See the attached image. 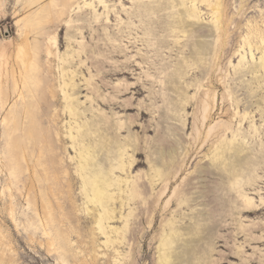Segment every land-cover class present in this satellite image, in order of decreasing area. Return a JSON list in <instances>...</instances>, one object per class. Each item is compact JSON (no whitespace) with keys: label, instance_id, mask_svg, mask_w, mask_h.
Here are the masks:
<instances>
[{"label":"rangeland","instance_id":"374dc122","mask_svg":"<svg viewBox=\"0 0 264 264\" xmlns=\"http://www.w3.org/2000/svg\"><path fill=\"white\" fill-rule=\"evenodd\" d=\"M104 1L0 0V48L8 50L4 93L10 98L2 107L0 89V264H62V261L66 264H162L159 239L165 231L169 233L165 226L168 221L180 231L170 264H264V43L260 44L258 39L264 31V0H225L232 20L228 26L229 42L223 51L211 9L202 0ZM59 7L71 11L69 30L64 25L65 18L44 22L45 13H55ZM27 33L38 62L31 75L39 83H30L32 93L24 89L25 100H21L14 90L12 74L18 68L17 46ZM247 33L252 40L251 49L243 40ZM54 34L58 38L59 58H65L66 64L56 58L47 59L46 44ZM162 40L165 41L162 50H155ZM80 44L86 45L85 51ZM78 52H81L80 58ZM125 64L131 65L125 69L127 74L115 75L114 70ZM180 64L184 68L190 66L189 71L192 69L190 75L179 77L181 80L172 76L178 83L181 81L182 87L187 83L206 84L209 77L213 82L219 101L212 125L233 122V132L226 135L227 140L219 145L222 148L219 151L211 143H204L205 133L202 141L194 145L193 108L187 111V128L172 130L171 127H181L186 119L184 111L173 107V100L180 104L185 96L174 99L171 91L165 93L155 87L157 96L165 95L169 99L163 105L162 102L154 104L145 94L136 99L132 91L124 92L126 84L142 83L148 71L158 81L168 84L169 75L182 69ZM63 66L70 73L72 70L76 78L75 90H67L80 108L81 119L76 122L87 135H93L92 142L98 145L96 167L108 173L112 160L119 156L124 162L129 161L126 165L136 162L131 169L111 175L130 181L138 179L143 184L137 200H126V194H121V199L111 205L116 208V219L109 222L108 229L124 227L121 214L125 217L133 212L127 223L131 226L128 225L125 244H104L105 237L94 225L101 208L87 203L74 166L68 163L69 156H76L71 148L73 144L66 138L62 142L57 140V133L64 134L65 127L75 125L68 115H63V96L57 90L61 83L59 67ZM164 67L168 69L167 77L159 74ZM91 76L95 77L93 84L99 86L100 94L88 89ZM222 78L226 89L219 83ZM104 83L109 88L103 87ZM120 84L119 93L115 87ZM50 89L56 91L57 101L51 99ZM113 100L118 107L110 105ZM159 104L161 112L164 110L161 129L144 130L147 123L156 125L158 116L152 114L137 120V109L157 110L155 106L160 107ZM130 107L134 110H128ZM25 108L32 113L28 119ZM100 112L114 123L112 128L102 121L105 116H100L101 120L95 117ZM55 114L61 118L55 120ZM3 118H7L5 122ZM118 122L125 124L122 131L116 126ZM42 145L45 147L42 162L52 173H58V180H54L53 174L46 180L42 167L37 166ZM23 151L27 154L26 160L22 159ZM60 159L67 160L66 168L71 175L61 174ZM11 169L16 170V178L11 175ZM176 171L179 174L174 179ZM159 172L168 174L170 179L168 197L160 200L167 177L162 179ZM72 176L76 179L70 180ZM176 187L184 194L183 204L179 205L177 197L166 206ZM110 193L118 194L119 190L112 188ZM247 198L252 200L249 208ZM43 201L51 202L54 214V221L48 220L46 226L48 235L43 231L46 223ZM85 206L92 210L91 214L84 212ZM11 209L13 216L9 214ZM67 235L71 244L65 241ZM58 236L61 238L57 240ZM51 238L56 239L54 246L48 244ZM117 249L122 252L120 258H124L120 262L114 261Z\"/></svg>","mask_w":264,"mask_h":264},{"label":"bare ground","instance_id":"6f19581e","mask_svg":"<svg viewBox=\"0 0 264 264\" xmlns=\"http://www.w3.org/2000/svg\"><path fill=\"white\" fill-rule=\"evenodd\" d=\"M193 1H197V0H193ZM104 2H105L104 0H100V3H104ZM30 3H31V1H30ZM202 3H206V5L208 4V6L211 9L212 17H213V19L216 22V24H215L216 26L215 27H216L217 31L219 32L218 41L220 42V50L223 51V49L227 45V40L229 39L228 37H229L230 31H231V30L229 31V28H228V26H230L229 24L231 23V20H232V18L229 17L228 16V13H227L228 12L227 11L228 10V5L225 4V0H215V2H212L211 0H202ZM34 4H35V2H34ZM50 6L52 8V5H50ZM70 12L71 11L69 9H64V8H60L59 7V9H57V11L55 13H52V12L51 13L50 12L49 13H45L47 15L44 18V22L49 23L54 18H57V19H61V18L64 19L65 18L64 19L65 20L64 25L69 30L71 28V24H72V18H70ZM18 23H19V21H18ZM40 24H41V22H40ZM258 31L259 30L257 29L256 32H258ZM19 32H20V30H19ZM258 34H257V36H258ZM23 35H25V34L23 33ZM257 38H255V39H257ZM258 39L261 42L260 44H263L264 43V31L261 32V34L259 35V38ZM243 40H244L245 44L248 45L250 47V49H251L252 48V44H251V41L252 40L250 41V34L246 35ZM228 42H229V40H228ZM163 43H165L164 40H162L159 43H157V45H156L157 47L155 48V50H158V51L159 50H162V48L164 46ZM46 45H47V48H46V56L48 57L47 58L48 60H51L53 58L54 59L56 58V59L61 60L63 62V64H66L67 63V61L64 60L65 58L64 59H60L59 58L61 55L59 56V53H58V50H57V48H58V38H57V34H54L52 36H49L48 37V42H47ZM79 46H82V44H80ZM85 46L84 47L82 46L83 47V50H84ZM186 46H188V44ZM82 47H81V49H82ZM149 47H151V46L149 45ZM31 50L32 49H31V45L29 44V38H28V33H27L25 39L23 40V42H21V44H19L17 46L16 57H15V61L17 63L16 62L15 63L17 64L18 68L15 69V70H13V74H12V78H13V82H14V90L17 92V97H19L21 100H25V95H24V91H23L24 89H27V91L29 93H32V90L30 89V83H33L34 85L37 84V83H39V79H35L36 77L33 79V76L31 75L32 72L34 70H36L37 63H38V62L36 63V61H35V57L36 56H35L34 51L32 52ZM35 52H38V51L35 50ZM38 53H40V52H38ZM75 53H77V51L74 52V54ZM80 54H81V52H78V57L81 56ZM73 55H71V56H73ZM7 56H8V50L6 48H0V89H1L2 107H4L5 103L10 99L9 98V95L7 93H4V83H5V80L8 79V70L5 69L6 68L5 67L6 66V60H7L6 57ZM10 56H12V55H10ZM68 57H70V55ZM68 57H67V59H68ZM262 60H263V62L260 60V63L262 62V64H263L264 63V59H262ZM81 63H83V62L81 61ZM136 63H138V62H136ZM66 66H68V65H66ZM262 66H264V64ZM128 67H131V65L125 64V65L117 68L116 70H114V74L115 75H124V74H127V72L125 71V69H127ZM181 67H182V69L181 68L178 69L177 72H176V74L172 73V75L170 74L171 76L169 75V83L168 84L165 81H162V80L158 81L155 78V76L151 75L150 71H148V72L146 71L147 72L146 73V79L142 83L133 84L131 86L129 84L127 86V84H126V86H125L126 88L124 87L125 88L124 89V92L132 91L133 92V98L136 97V99L139 98V97H141V96H143L145 94V95H147L146 96V99L152 100L154 104H156L158 102H162L163 105L167 104V102H168L169 99L167 98L168 99L167 100L165 98V95L163 96V94H162L163 97L157 96L156 95L157 93H155V91H154V88L155 87H159L161 90H165L166 91L165 93H167V91L168 92L171 91V93H173L174 96H175L174 99L177 98V97L178 98L181 97L183 99V96H185V100H181L180 101V104L179 103H175V101L173 100V102H174L173 107L176 108V109H179L178 111H184V113L186 114V115L184 114V117L186 119H185V121H183L181 127H171L172 130L178 132V130H184L185 128H187V119L189 118V115H188L187 111L190 108H193L194 110H193V113H192V119H193L194 122H193V128L192 129H194V131L196 133L195 134L196 135V138L194 137L195 138L194 139V143H195L194 145L196 146V143H200V141H202V136L204 137V133H205L206 135H205V142L204 143H207V144H210L211 143L212 148H215L216 150L219 151V148H220L219 145L226 139V135L229 132H231V133L233 132V125H232L233 122L230 123V122L221 121V122H218V123L212 125L211 120L213 118L214 112L216 111V108L218 106V101H219L218 100L219 97H218V94H217V91L215 89V86H214L213 82L210 81V77H209L206 84L201 83V82H200L201 84L200 83L199 84L198 83H196V84H194V83L193 84L192 83H187L186 87L184 88V87H182L181 81H180V83H178L175 79H173L172 76H178V78L180 77L181 79H183L184 77L190 75V71L192 69H190V71H189L190 66L184 68V66L181 65ZM215 67L216 66L214 65L212 67V69L215 68ZM59 68H61L60 69V79H61V83L59 84V86L57 85V87H58L57 90H58L59 94L63 96V98H62L63 99V104H64V110H63V113L64 114L63 115L64 116L65 115H68L69 118L71 119L70 121L72 122V120H73L74 123H75V125L69 124L68 127H65L64 126L65 127L64 134L57 133V135L56 134L55 135L57 137L58 142H60V141L62 142V139L66 138L67 140H70L71 143L73 144V145H71V148L73 149V152L76 153V156H74V157L69 156L70 155L69 154V149H68L69 147L68 146L65 147V151L68 153V156H69L67 158L69 160L68 163H69V165L74 166V170H73L74 171V174H75V176L77 177V179L81 183V194H82L83 197H85V199L87 200V203L93 204L97 208L98 207L101 208V210H98V212H97V215L95 217V224L94 225H96V229H97V231H99V234H101V235H103V237H105L104 244L106 246L115 245V244H117V246H118V245L125 244V242L127 240V236H128L127 235V231H128V225L129 224L127 225V223H129V218L133 215V212L130 210L131 212L127 216H125V217L123 216V214H121L122 215L121 216V219L125 220L124 222L126 224L124 227H122V228H116L115 227V228H112V229H108L107 228V225H109V222H111L114 219H116V215H115L116 208L112 207L111 205H113L116 201H118L119 199H121V197H120L121 194H124V195L126 194V200L128 199L129 201L131 199H136L137 197L139 198V196H141V194H142L141 189H143V184H140L139 181H138V179L137 180H134V181L133 180L130 181V180H127V179H123L120 176L112 177L111 175H113L116 171L122 173V172H125V169L126 168L131 169V167L136 162L134 164L132 162V163H129L128 165H126L125 163L128 160L126 162H124V160L121 158V156H119V157H116V158H114L112 160L111 167H110V170H109L108 173L105 172V171H103V170H101L100 168L96 167V160H97V157H98V148H97L98 145L92 142L93 141V135L92 134L89 135L90 133L87 135L85 133V131L82 129V127L78 124V122H76L78 120V118L81 117L80 108L75 103V97L74 98L71 97V95L68 94L69 92H67V90H70V89L75 90V88L77 87V84L75 82V79L76 78H75L74 72L70 69L71 70V73H70L69 71H67L68 69L66 67H64V66L63 67H59ZM59 68H58V70H59ZM166 70H168V69H165V67H164L163 70L159 74L160 75L161 74H164V76L167 77L168 73H166ZM102 72L104 73V71H101V73ZM112 72H110L109 74L112 75ZM69 73L72 74V77L71 78L69 76ZM104 74L106 75L107 72H105ZM68 77L70 78V81L69 82L67 81V78ZM58 78H57V80H58ZM94 78H95L94 76H91L90 79L88 80V89L90 87L91 91L92 92L94 91L96 93V95H97L99 93V86L93 84V79ZM224 78L220 79L219 80V83H220L221 86H224V89H226L225 88V81L223 80ZM94 83H95V81H94ZM169 84L171 86H169ZM8 85H10V84H8ZM121 85L122 84L117 85L115 87V90L118 89L117 91L119 93L121 92L120 89H119V86H121ZM123 85H125V84H123ZM147 86H149V88ZM103 87L109 88V84L104 83ZM7 92H9V91L7 90ZM39 92L40 91H38V93ZM157 92H159V91H157ZM192 92H194V93L189 96V94H191ZM50 93H51V99L53 101H55V100L57 101L58 100V97L56 95V91L54 89H50ZM33 96H34V94H33ZM226 97H227V95H226ZM98 98H99V96H98ZM93 100H94V98H92V101ZM114 100H113V103L112 104L110 103V105L113 106V107H118L119 104L116 103V102H114ZM222 101L224 103V97H223V100ZM103 102H105L104 99H103ZM103 102H102V104L104 106H107L108 105V104L103 103ZM171 103H172V101H171ZM159 106H160V104H159ZM161 107L162 106H160V107L155 106V108H158L157 110H150V109H148L146 107L145 108L144 107H141V108H138L137 109V111H138V113H137L138 114L137 115V120H143L144 118H146L149 115L151 116L152 114H154V115L156 114L158 116V122H157V124L156 125H153L152 123H149V124L147 123V125H145L143 127L144 130L150 131L153 128V130L159 131L161 129V127H162L161 124L163 123L161 116H162V112H164V110L161 112ZM168 109H170V108H168ZM176 109H175V111H177ZM128 110H134V109L132 107H130ZM169 111H171V110H169ZM169 114H171V113H169ZM24 115H25V118L28 119V118H30L32 116V113L30 112V110H28L27 108H25ZM165 115H167V114L165 113ZM100 116H105V115H103V113H101L99 116L96 115L95 117H100ZM106 116H105V119L102 117L103 118L102 121H104V124H107L109 126V128H112L113 125H114V123L113 122H110L109 121L110 119L107 118ZM54 118H55V120H57V119H60L61 117H60L59 114H55L54 115ZM168 118L174 119L172 116L171 117L168 116ZM6 119L7 118L4 119V122L6 121ZM99 119L101 120V117ZM2 122H3V120H2ZM164 122L167 123L166 120H164ZM124 125L125 124H123L121 122L120 123L118 122L116 124V126L118 127V130L119 131H122L125 128ZM100 126H102V125H100ZM137 126L138 125H136L135 127H137ZM86 129H88V128H86ZM102 129H104V128H102ZM99 130L95 131L94 133H98ZM74 132H76L77 135H75ZM62 135L64 137H62ZM30 136H32V137L34 136L33 130L30 131ZM213 136H216L215 137L216 138V141H213ZM94 137H95V135H94ZM159 137H161V136L159 135ZM163 138H165V136H163ZM165 141H166V139H165ZM45 142H46V140H44V143ZM74 143H77V145L75 144L76 145L75 146ZM212 148H211V150H212ZM44 149H45V147H44V145H42V147L39 150V157H38V160H37V166L42 167V170L44 172V176L46 177V180H49L50 179L49 178V175H51V174H53L54 180H58L59 179L58 173L56 171L52 173L51 172V168L49 166H47L46 163L42 162ZM220 149H222V148H220ZM121 152H122V150H121ZM75 153H74V155H75ZM215 154H213V155H215ZM217 154H219V153L217 152ZM122 155H125V154H122ZM218 156H220V155H218ZM216 157H214V158H216ZM22 159L23 160H26L27 159V154H26L25 151H23ZM68 163H67V160L60 159L59 167L61 168V174L63 176H69V175H71L70 172H69V170L66 168L67 165H68ZM167 173H169V172H167ZM178 174H179V171H176L175 174H174V179L177 178ZM11 175L13 177H15V178L17 177V172H16L15 169L13 171L11 169ZM34 175H37V171L36 170L34 171ZM167 175H164V173H160L159 172V177H161L162 179H164V177H167ZM167 178L165 179L166 184L164 186L163 191L161 192V195L159 197V200L161 198L168 197L166 195V193L168 191V186L170 184V179L169 178L167 179ZM74 179H76V178H74V176L70 177V180H74ZM64 180L66 181L65 178H64ZM139 184H140V186H139ZM112 188H118L119 193L118 194L110 193V191H111ZM9 189H10V187H9ZM142 191H144V190H142ZM179 192L180 191H178V187H176L174 189V191H173L172 197L167 201L166 206L171 205L172 200L174 198H177V197H178V200L177 201H178L179 205H182L183 204V200H184L183 195L184 194L182 193L183 194L182 195ZM209 195H210V193H209ZM10 196L12 197V195H10ZM185 199H187V198H185ZM141 201H142V199H141ZM245 201H246V207L247 208H249V207L252 206V200L250 198H247ZM50 203H51L50 201H46V202L43 201L42 202V209H43V215H44V220H45L44 221L42 219V221L46 222L43 225L44 226V228H43L44 230L43 231H45L44 234H46V235H48L47 230H46V226L48 225L47 224L48 223V220H50L51 222L54 221V214H53L52 209H51V207L49 205ZM158 203H159V201L157 202V204ZM121 205H122V208L125 207L124 206V202ZM91 211L92 210H90L89 207H86V210L84 212L87 215H89V214H91ZM9 214H11L13 216V214H14L13 209H11V211L9 212ZM136 216H137V214H136ZM12 219H15V217H13ZM130 220H132V219H130ZM13 221H15V220H13ZM129 226H131V225H129ZM165 226L168 228L169 233H165L166 232L165 231L164 234H162L160 236V239H159V243H160L159 244V249L161 251V263L162 264H170L171 261H172V254L174 252V250H173L174 249V244L180 238V233H179L180 231H178L177 228L174 227V224L171 221H168ZM112 234H114L115 237H113L114 235L111 236ZM60 238L61 237L58 236L56 239L58 240ZM64 238H65V241L68 244H71L72 241H71V238H70L69 235L64 236ZM56 239L55 238H51L50 239V242H48V244H50V246H54L55 245V242H56ZM100 247H102V246H100ZM115 252H116V258L114 259V261L120 262L122 259H124V258H120L122 256V254H121L122 252H120L118 249L115 250ZM80 260H82V259H80ZM62 264H66V262L65 261H62Z\"/></svg>","mask_w":264,"mask_h":264}]
</instances>
